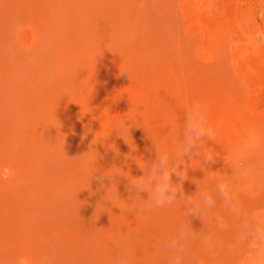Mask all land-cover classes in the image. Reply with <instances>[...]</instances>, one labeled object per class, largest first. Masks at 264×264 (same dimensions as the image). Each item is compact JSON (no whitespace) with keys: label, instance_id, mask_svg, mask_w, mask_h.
I'll return each mask as SVG.
<instances>
[{"label":"rangeland","instance_id":"rangeland-1","mask_svg":"<svg viewBox=\"0 0 264 264\" xmlns=\"http://www.w3.org/2000/svg\"><path fill=\"white\" fill-rule=\"evenodd\" d=\"M193 103L209 108L203 151L218 156L185 157L191 196L156 207L131 182L153 143L177 150ZM253 130L264 0H0V264H168L179 229L215 231L185 207L214 179L264 214V147L234 153ZM237 232L211 254L193 241L185 264H248Z\"/></svg>","mask_w":264,"mask_h":264},{"label":"clouds","instance_id":"clouds-1","mask_svg":"<svg viewBox=\"0 0 264 264\" xmlns=\"http://www.w3.org/2000/svg\"><path fill=\"white\" fill-rule=\"evenodd\" d=\"M214 140L215 130L209 124L208 106L200 103L191 104L184 112L183 141L177 150L172 153L162 152L153 143L156 158L145 161L147 174L145 168L138 164L144 174L136 177L139 183L130 181L136 193L147 192L148 199L154 201L156 207L172 204L178 195L181 199L191 196L185 195L183 191V182L188 179V170L185 171V165L188 164L185 157H188L191 163L194 157L199 158L203 165L215 162L218 156L215 152L203 151L204 142ZM262 147L264 131L253 130L240 145H237L234 153L245 156ZM177 158L182 162L177 163ZM97 159L98 157H93L92 162L95 163ZM181 165L184 166L183 171H180ZM104 175L109 177L106 173ZM173 175L178 178V183L173 182ZM195 194L198 198L188 200L185 205L188 216L198 217L203 222L204 217L209 216L215 224V231L179 229L176 236L166 245L169 252L168 264H185L188 247L193 241H199L205 252L214 253L221 246L220 234L229 231L230 226L238 229V238L242 239L249 249L248 264H264V214L253 215L244 207L234 182L230 178L214 179L211 191L201 190L198 185ZM217 201L226 215L216 211ZM20 264H29V261L21 259Z\"/></svg>","mask_w":264,"mask_h":264}]
</instances>
